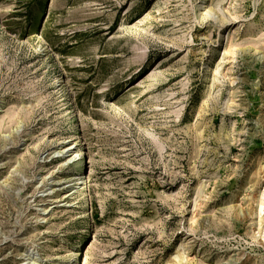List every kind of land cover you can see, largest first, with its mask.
<instances>
[{
  "label": "rangeland",
  "instance_id": "1",
  "mask_svg": "<svg viewBox=\"0 0 264 264\" xmlns=\"http://www.w3.org/2000/svg\"><path fill=\"white\" fill-rule=\"evenodd\" d=\"M0 264H264V0H0Z\"/></svg>",
  "mask_w": 264,
  "mask_h": 264
}]
</instances>
